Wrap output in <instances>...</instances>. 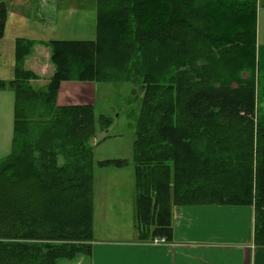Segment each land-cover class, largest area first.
I'll return each instance as SVG.
<instances>
[{
  "label": "trees",
  "instance_id": "trees-1",
  "mask_svg": "<svg viewBox=\"0 0 264 264\" xmlns=\"http://www.w3.org/2000/svg\"><path fill=\"white\" fill-rule=\"evenodd\" d=\"M7 12L0 0V38ZM256 28L257 0H96L93 39L44 43L53 70L37 89L23 66L35 41L17 38L14 77L0 80L14 92L11 148L0 161V264L91 254L97 128L93 105H56L60 83L72 80L138 83L130 161L139 240L169 241L174 206L235 205L253 208V243L264 246ZM110 124L101 118L99 129Z\"/></svg>",
  "mask_w": 264,
  "mask_h": 264
},
{
  "label": "crops",
  "instance_id": "crops-1",
  "mask_svg": "<svg viewBox=\"0 0 264 264\" xmlns=\"http://www.w3.org/2000/svg\"><path fill=\"white\" fill-rule=\"evenodd\" d=\"M262 1L257 0L259 34L257 36L256 29V43L260 39L264 40V4H260ZM54 4V1L46 2L48 11L45 13H48ZM10 21L11 15L9 14L4 35L0 38V80L6 83L14 77L15 41L17 38H24L16 35L11 40L6 38V30L9 29ZM37 36L43 38L41 35ZM31 39L35 41V44L44 45L45 43L44 39ZM38 76V79L30 81L31 85L44 78L42 74ZM49 77L48 75L47 80ZM95 84L97 83L76 80L61 82L56 95V105H93ZM13 106L14 92L12 89L10 87L0 89V161L8 155L11 146L12 127L10 123ZM126 160L129 162L128 159ZM115 168L122 169V167ZM107 184H99L95 179L93 181V241L91 242V254L88 257L89 264H264V246H256L253 243L254 213L251 206H174L172 208L171 239L165 244L155 245L150 244L149 241L139 240L135 224L131 234L127 233L129 229L127 220H130L128 213L131 206L129 199L124 206L119 205L122 214H127V217H120L123 226H116L113 217L108 218L104 214L106 232L98 233L95 229L94 215L97 206L108 205L116 198L112 191L113 186Z\"/></svg>",
  "mask_w": 264,
  "mask_h": 264
},
{
  "label": "rangeland",
  "instance_id": "rangeland-1",
  "mask_svg": "<svg viewBox=\"0 0 264 264\" xmlns=\"http://www.w3.org/2000/svg\"><path fill=\"white\" fill-rule=\"evenodd\" d=\"M7 3L8 12L11 15L9 29L6 30V38L11 40L14 35L26 39L49 40H90L95 36V1L96 0H4ZM54 1L53 7H46V2ZM264 4V0L260 2ZM50 27V28H48ZM257 36L259 34V22L257 24ZM38 33V34H37ZM42 33V34H41ZM41 35L43 38H39ZM29 37V38H28ZM264 52V40L257 41V56ZM264 57V56H263ZM264 61V58L262 62ZM3 63V62H1ZM24 68L42 74L39 82L33 83L34 88H40L48 80V75L52 72V64L49 60V48L46 45L34 44L31 51L23 60ZM31 68V69H30ZM36 74V73H35ZM38 74H36L38 76ZM255 98L256 111L254 112V122H257V115L264 116V63L259 66V73L255 75ZM39 77V76H38ZM138 87L132 83H97L94 94V114L97 128L96 136L89 142L92 146L93 176L99 183L113 186L116 196L108 205L97 206L95 215V229L98 233L104 234L103 215L106 214L115 220L116 226H123L120 217H127L122 214V206L130 199V209L127 220L130 233L134 229L133 223V202L135 196L133 164L131 157L133 153V140L135 137V127L140 109L141 93L134 92ZM5 86L0 88L4 90ZM10 90V89H9ZM138 95V100L136 95ZM258 100V101H257ZM13 111V109H12ZM11 117V116H10ZM111 118V124L103 130L99 129L101 118ZM10 127L13 134V112ZM12 139V135H11ZM11 148V146H10ZM10 151V149H9ZM128 159L129 164L122 169L112 166H98V160L107 158ZM127 208V207H126ZM131 230V231H129ZM118 231V230H117ZM126 233V234H127ZM72 256V257H71ZM70 257L61 258L59 264H89L88 256L82 252L71 254Z\"/></svg>",
  "mask_w": 264,
  "mask_h": 264
},
{
  "label": "built area",
  "instance_id": "built-area-1",
  "mask_svg": "<svg viewBox=\"0 0 264 264\" xmlns=\"http://www.w3.org/2000/svg\"><path fill=\"white\" fill-rule=\"evenodd\" d=\"M150 244H155V245H159V244H165L167 243V239L162 236V237H153L151 240H149Z\"/></svg>",
  "mask_w": 264,
  "mask_h": 264
}]
</instances>
